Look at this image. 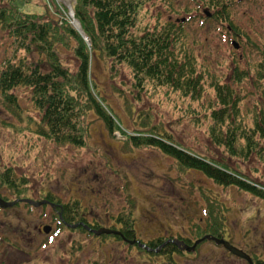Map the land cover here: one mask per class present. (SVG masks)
I'll return each instance as SVG.
<instances>
[{"label":"rangeland","instance_id":"obj_1","mask_svg":"<svg viewBox=\"0 0 264 264\" xmlns=\"http://www.w3.org/2000/svg\"><path fill=\"white\" fill-rule=\"evenodd\" d=\"M207 1L150 0L145 22L153 26L155 21L149 19L151 15L159 16L162 25L167 21L182 25L186 45L197 57L200 68L210 77L229 81L235 63L242 70L252 69L264 50V0H232L228 14L239 28L238 36L226 21L217 19V11ZM46 2L30 0L29 7L46 11ZM55 3L62 14L70 16L72 0H55ZM205 10L209 11L208 15ZM46 13L55 19L60 17L58 12ZM183 19L185 22H181ZM71 24L77 27V22ZM13 48L12 40L0 31V63L10 57ZM59 52L64 65L75 71L76 61L71 53L65 49ZM92 63L95 93L99 91L127 131L138 129L140 120L136 113L146 112L153 118L149 127L158 124L186 148L226 161L228 155L210 145L211 137L202 119V106L214 98L209 85L211 78L205 76V97L200 102L181 103L176 97L166 98L162 93L152 96L149 89L137 100L134 97L139 94L132 87V75L126 67L111 71V63L103 57L98 61L93 59ZM240 88L243 109L251 110L257 100L256 85L246 79ZM14 92L23 115L11 111L0 98V170L14 174L19 193L0 188L1 195L10 200L25 197L41 201L50 193L59 199V204L68 206L66 209L73 213L72 218L82 217L86 223L104 228H117L116 216L130 202L135 236L142 242L157 236L196 240L190 229L205 223L203 196H207L222 210L223 238L250 257L264 260V201L233 186L217 185L199 172H179L174 160L156 149L126 148L121 133L114 131L110 135L104 123L93 114L88 117L90 133L84 147L47 140L35 134L39 114L30 100L29 89L19 87ZM126 100L134 104L131 115ZM28 116L31 123L26 119ZM230 164L233 170L264 185V163L257 157L247 162L231 159ZM75 202L77 207L73 208L78 213L70 207ZM58 212H63V206L56 211L48 205L30 207L17 203L1 209L0 263L161 264L158 257H148L136 247L128 248L110 235L90 236L77 227L57 225L55 214ZM57 226L60 228L52 232ZM37 227L42 228L41 232ZM43 228L49 231L46 233ZM181 253L174 256L178 264H247L209 240L198 244L193 251Z\"/></svg>","mask_w":264,"mask_h":264},{"label":"trees","instance_id":"obj_2","mask_svg":"<svg viewBox=\"0 0 264 264\" xmlns=\"http://www.w3.org/2000/svg\"><path fill=\"white\" fill-rule=\"evenodd\" d=\"M149 3L150 0H73L74 18L87 37L86 41L80 31L72 26L69 17L58 10L55 0H47L46 11L31 9L30 0H2L0 31L14 45L10 57L0 63L2 103L11 111L23 115L14 91L19 87L29 89L30 100L39 114L35 134L47 140L84 147L90 133L88 117L93 114L104 123L110 135L114 131L121 133L126 148L156 149L173 159L179 172H199L217 185L233 186L264 201V185L233 170L230 164L231 159L247 162L252 157L264 163V50L252 69L242 70L235 63L229 81L210 77L206 70L200 68L197 57L186 45L182 25L175 26L170 21L162 25L164 23L159 21V16L154 18L151 15L149 19L155 21L153 26L145 22L148 17L146 12L151 7ZM231 4L232 0L207 1V5L217 11V19L226 21L236 36L240 32L229 18ZM48 10L60 13L59 19L48 16ZM59 49L71 53L76 61L75 71L64 65ZM101 57L111 63V71H117L119 66L130 71L132 87L139 94L134 97L137 100L149 89L152 96L162 93L166 98L176 97L181 103L188 100L200 102L205 97V76L211 78L209 85L214 98L202 106V119L207 124L210 145L227 154L226 161L225 158L215 160L186 148L171 133L160 129L158 124L149 127L153 118L146 112L136 113L140 127L127 131L120 117L105 103L104 97L99 95V91H94L97 86L91 78L92 61H98ZM246 79L254 82L257 88V100L251 110L243 109L244 96L240 85ZM126 102L131 115L134 104ZM26 119L32 122L29 116ZM211 146L208 148L212 149ZM16 180L11 172L0 170V188L19 193ZM45 198L59 202L50 193ZM203 199L206 204L205 223L190 229L191 235L196 239L206 234L223 238L225 218L222 210L207 196H203ZM61 205L64 221L86 223L82 217L72 218L73 213L66 209L68 206ZM127 205L128 208L116 216V229L126 239L137 240L130 202ZM70 207L74 213H78L73 208L77 207V202ZM55 215L57 225L63 226L58 215ZM90 226L100 227L95 223ZM77 229L85 231L80 225ZM108 237H113L128 248L136 247L148 257H158L161 264H178L174 256L182 254L173 243L161 246L159 251H146L136 243L123 241L120 236ZM169 238L157 236L145 244L155 249ZM183 240L191 244L187 239ZM257 264H264V260Z\"/></svg>","mask_w":264,"mask_h":264},{"label":"water","instance_id":"obj_3","mask_svg":"<svg viewBox=\"0 0 264 264\" xmlns=\"http://www.w3.org/2000/svg\"><path fill=\"white\" fill-rule=\"evenodd\" d=\"M77 28L79 29V25L77 26ZM236 46V45H234ZM22 202H25V203H28L30 204L31 206H34V207H38V206H41L43 204L46 203L45 200H41V201H34L32 199H22L21 200ZM17 202V200H13V201H6L4 199H2L0 197V208H8V207H11L13 205H15ZM51 206H54V204L50 203ZM78 224H73V225H67L71 228H75ZM83 226L84 229H86L87 231L89 232H92L94 235L96 236H100V235H118L120 236L125 242H128L129 244H134L136 243L139 247H142L144 248L145 250L147 251H153V250H156V249H153L151 247H149L148 245L146 244H143L141 243L140 241L138 240H128L126 239L122 232L119 231V230H115V229H109V228H99V229H92L90 228L89 226H87L86 224H81ZM50 229V227H49ZM43 230L47 233L49 230L48 228H43ZM204 240H211V241H214L216 244L218 245H222L226 250H228L230 253H232L233 255L237 256V257H240L244 260H246L248 262V264H253L251 258L241 249H238L234 246H232L229 242H227L226 240L222 239V238H217L215 236H211V235H205L197 240H195L191 245H188L186 244L184 241L182 240H178V239H168L167 241H165L163 245L167 244V243H173L175 244L177 247H179L181 250H184V251H193L196 246L204 241ZM161 247V246H160Z\"/></svg>","mask_w":264,"mask_h":264},{"label":"flooded vegetation","instance_id":"obj_4","mask_svg":"<svg viewBox=\"0 0 264 264\" xmlns=\"http://www.w3.org/2000/svg\"><path fill=\"white\" fill-rule=\"evenodd\" d=\"M49 202H50V201H49ZM60 207H61V206H60ZM59 209H62V207L59 208V205H57V207H56L54 210L58 211ZM58 213H59V212H58ZM37 230H38L39 232H41L42 228H41V227H37ZM245 263L248 264V262H247L246 260H245ZM253 264H257V262H256L255 259H253Z\"/></svg>","mask_w":264,"mask_h":264},{"label":"bare ground","instance_id":"obj_5","mask_svg":"<svg viewBox=\"0 0 264 264\" xmlns=\"http://www.w3.org/2000/svg\"><path fill=\"white\" fill-rule=\"evenodd\" d=\"M76 23V22H75Z\"/></svg>","mask_w":264,"mask_h":264}]
</instances>
